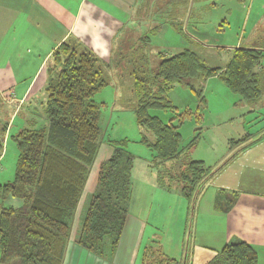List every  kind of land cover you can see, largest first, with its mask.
Here are the masks:
<instances>
[{"label":"trees","instance_id":"16d2710c","mask_svg":"<svg viewBox=\"0 0 264 264\" xmlns=\"http://www.w3.org/2000/svg\"><path fill=\"white\" fill-rule=\"evenodd\" d=\"M150 44L146 34L127 50L119 48L109 62L72 35L54 48L46 67L45 122L39 127L29 120L28 126L12 136L18 149L16 173L12 181L0 184V194L20 204L0 203V264H63L73 220L101 143V105L94 96L111 82L108 69L112 65L128 73L135 96L132 105L144 129L142 140L155 152L156 162L164 165L185 155L187 148L180 147L178 125L150 113L153 108L173 107L167 92L174 84L192 85L196 78L218 74L247 100L264 93L263 48H236L223 69L209 67L191 48L173 54L160 51L158 70L152 73ZM6 131L7 124H0V157ZM114 144L112 153L100 162L96 187L85 197L87 205L78 226L77 242L97 253L118 245L129 213L132 156L123 161L126 151ZM233 155L214 170L193 159L181 169H171L183 184L184 194L194 201ZM221 194L224 199L219 197L216 208L227 210L234 197L224 206L229 193L223 190ZM156 252L151 247L147 262L152 253L150 264L171 260ZM206 264H258V254L246 241L230 242Z\"/></svg>","mask_w":264,"mask_h":264},{"label":"rangeland","instance_id":"374dc122","mask_svg":"<svg viewBox=\"0 0 264 264\" xmlns=\"http://www.w3.org/2000/svg\"><path fill=\"white\" fill-rule=\"evenodd\" d=\"M152 1L157 0H144L141 4L144 14L141 12L136 15H144L151 24H161V31L150 34L152 45L150 44L149 67L152 73L158 70V52L173 54L184 48L194 49L209 67L223 69L237 46L251 45L253 38L250 37L256 25L254 22L259 16H264V7H252V0H200L201 8L197 3L192 9L190 4L184 12H179L182 0H171L175 5L161 8L159 13L154 12L157 5H153ZM256 33L258 35L255 41L262 48L264 23L260 24ZM127 47L128 45H124L120 48L127 50ZM108 54L105 52L98 55L103 61L109 62L111 57L108 59ZM108 72L111 82L94 96V100L101 105V143L73 220L71 235L79 231L77 218L81 202L83 201V208L85 193L93 192L96 187L100 162L112 153L115 142L126 151L123 161L127 160L128 155L132 156L130 212L144 215L148 221L147 229L157 225L159 241L161 239L167 244L173 241L174 245L181 240L186 243L193 238L196 221L202 214V209L209 206L208 201L217 192L218 199H224V196L220 188L211 185L207 190L202 189L193 201L184 194L183 184L171 166L181 169L183 164L193 159L201 160L205 168L214 170L238 147L262 134L264 94L256 100H247L233 92L218 74L206 79L196 78L190 82L192 85L174 84L167 92L173 107L153 108L150 113L165 122L173 121L178 125L181 133L180 147L187 148L184 150L185 155L164 165L156 162L155 152L142 140L144 129L138 125L134 112L132 102L135 96L128 73L113 65ZM7 95L9 92L0 97V120L4 122L0 124L7 122L14 108ZM36 95L34 102H27L12 118L11 124L16 129L8 132L4 141L0 157V184L12 181L15 177L18 149L12 136L19 128L17 125H24L25 116L39 127L45 122L44 102L47 95L39 92ZM232 158L233 156L230 161ZM219 172L214 173L210 180L218 181L221 176ZM200 197L203 204L199 207ZM7 198L3 199L0 194V203L9 204ZM85 208L80 209L81 213Z\"/></svg>","mask_w":264,"mask_h":264},{"label":"crops","instance_id":"0c3cea01","mask_svg":"<svg viewBox=\"0 0 264 264\" xmlns=\"http://www.w3.org/2000/svg\"><path fill=\"white\" fill-rule=\"evenodd\" d=\"M143 1L0 0V97L9 92L7 99L14 105L6 122L5 139L8 132L16 129L11 121L19 109L27 102H34L36 92L45 96L47 62L54 48L68 36H75L98 54L108 52L109 59L120 47L161 31L160 23L152 25L144 15L136 16L144 14ZM199 1L182 0L179 12H184L190 4L193 9L197 3L201 4ZM152 3L157 5L155 13L175 5L171 0ZM255 5L264 7V0H252L251 6ZM261 23H264V16L255 20L250 37L252 43L244 47L261 48L255 41ZM25 119L24 125H17L16 132L29 125V119L26 116ZM232 154V161L219 172L218 181H208L202 191L216 186L229 193L224 206L230 203L231 197H234L233 202L227 210L217 209V192L208 201L209 206L202 209L193 238L186 243L181 240L174 245L173 241L170 244L159 241L158 226L154 224L147 229V219L131 213L130 202L123 233L114 249L107 247L103 253L88 250L77 242V231L72 233L67 244L63 264H150L153 253L148 256V262L146 255L151 247L159 250L158 255L171 258L161 264H206L225 244L239 241L250 243L257 250L258 264H264V132L249 139ZM202 201L200 197L199 207ZM9 202L20 204L17 199L9 198ZM82 202L77 228L81 210L87 205L84 200L82 208Z\"/></svg>","mask_w":264,"mask_h":264}]
</instances>
